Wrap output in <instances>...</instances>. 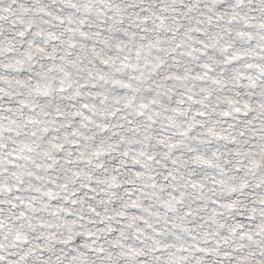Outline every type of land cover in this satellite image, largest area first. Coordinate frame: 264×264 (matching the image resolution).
<instances>
[{"label":"snow or ice","instance_id":"1","mask_svg":"<svg viewBox=\"0 0 264 264\" xmlns=\"http://www.w3.org/2000/svg\"><path fill=\"white\" fill-rule=\"evenodd\" d=\"M0 264H264V0H0Z\"/></svg>","mask_w":264,"mask_h":264}]
</instances>
